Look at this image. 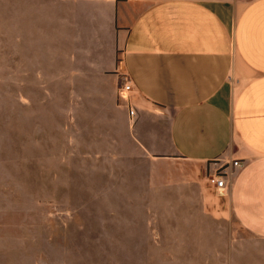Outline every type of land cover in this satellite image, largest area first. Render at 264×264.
<instances>
[{
	"label": "crops",
	"instance_id": "crops-1",
	"mask_svg": "<svg viewBox=\"0 0 264 264\" xmlns=\"http://www.w3.org/2000/svg\"><path fill=\"white\" fill-rule=\"evenodd\" d=\"M0 4L18 5L23 84L39 85L56 67L67 130L87 131L98 157L141 166L143 176L128 181L146 202L129 213L132 233L143 234L131 264H264V0ZM124 73L135 120L120 96ZM219 160L243 164L228 193L237 232L204 193ZM198 214L209 222L195 223Z\"/></svg>",
	"mask_w": 264,
	"mask_h": 264
},
{
	"label": "rangeland",
	"instance_id": "rangeland-1",
	"mask_svg": "<svg viewBox=\"0 0 264 264\" xmlns=\"http://www.w3.org/2000/svg\"><path fill=\"white\" fill-rule=\"evenodd\" d=\"M18 22V5L0 4V264H131V253L140 258L142 250L132 245L143 234L140 229L132 233L129 213H140L146 202L141 186L128 181L140 179L143 170L130 168L115 154L98 157L87 131L67 130L66 94L56 88V67H46L51 73L39 85L23 84ZM21 29L28 32V26ZM214 164L219 172L230 168L228 161ZM235 173L228 176L227 190H216L208 181L204 193L237 232L228 198ZM148 204L157 208L156 202ZM173 204L177 212L181 205ZM193 221L209 219L198 214ZM166 252L188 257L198 250Z\"/></svg>",
	"mask_w": 264,
	"mask_h": 264
},
{
	"label": "built area",
	"instance_id": "built-area-1",
	"mask_svg": "<svg viewBox=\"0 0 264 264\" xmlns=\"http://www.w3.org/2000/svg\"><path fill=\"white\" fill-rule=\"evenodd\" d=\"M119 90L121 98L125 101L126 106L129 109L130 119L135 120L136 107L130 98L131 93L134 92V84L127 73H124L121 77V85ZM242 166L243 164L241 161L234 160L230 162V168H226L223 172H219L218 169L215 170L211 177H209L208 181L216 190L225 191L227 190L230 183L228 177L229 174H231L234 170L240 169Z\"/></svg>",
	"mask_w": 264,
	"mask_h": 264
}]
</instances>
